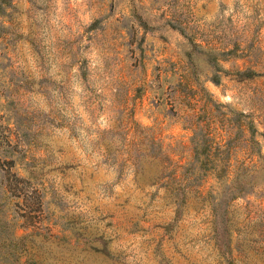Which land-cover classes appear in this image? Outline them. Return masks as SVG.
<instances>
[{"label":"rangeland","instance_id":"obj_1","mask_svg":"<svg viewBox=\"0 0 264 264\" xmlns=\"http://www.w3.org/2000/svg\"><path fill=\"white\" fill-rule=\"evenodd\" d=\"M1 220L8 264H264V0H0Z\"/></svg>","mask_w":264,"mask_h":264},{"label":"trees","instance_id":"obj_2","mask_svg":"<svg viewBox=\"0 0 264 264\" xmlns=\"http://www.w3.org/2000/svg\"><path fill=\"white\" fill-rule=\"evenodd\" d=\"M180 32L182 34L183 33L185 34V32H183L182 29H180ZM208 61L214 65V70H215V72L210 76V80H212L215 83H218L219 81L218 71L219 70L224 71V69L217 62H215L214 59H210L208 57ZM10 226L11 223L9 221L6 220L0 221V264H8V257L5 255L6 252H13L15 254V256H13V259L17 260L18 250H21L22 248L20 247V249H17L15 247V245H17V241L15 240V237L11 235L12 232L10 231ZM10 235L12 236L13 239L10 238Z\"/></svg>","mask_w":264,"mask_h":264}]
</instances>
